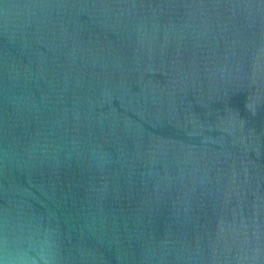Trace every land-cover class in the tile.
<instances>
[{
    "label": "water",
    "instance_id": "95a60500",
    "mask_svg": "<svg viewBox=\"0 0 264 264\" xmlns=\"http://www.w3.org/2000/svg\"><path fill=\"white\" fill-rule=\"evenodd\" d=\"M3 264H264V0H0Z\"/></svg>",
    "mask_w": 264,
    "mask_h": 264
},
{
    "label": "clouds",
    "instance_id": "9594fccd",
    "mask_svg": "<svg viewBox=\"0 0 264 264\" xmlns=\"http://www.w3.org/2000/svg\"><path fill=\"white\" fill-rule=\"evenodd\" d=\"M0 264H3V261H0Z\"/></svg>",
    "mask_w": 264,
    "mask_h": 264
}]
</instances>
